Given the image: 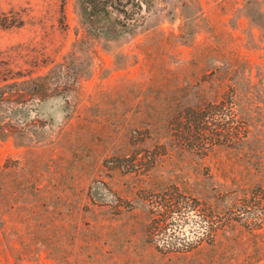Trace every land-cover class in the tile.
<instances>
[{"label": "rangeland", "instance_id": "374dc122", "mask_svg": "<svg viewBox=\"0 0 264 264\" xmlns=\"http://www.w3.org/2000/svg\"><path fill=\"white\" fill-rule=\"evenodd\" d=\"M135 1L133 24L88 0H0V88L60 87L15 111L41 127L0 137V264H264V226L235 225L213 250L195 219L146 233L152 193L177 186L221 213L264 187V0ZM229 88L244 141L178 145L176 111ZM233 235L248 240L226 255Z\"/></svg>", "mask_w": 264, "mask_h": 264}, {"label": "trees", "instance_id": "16d2710c", "mask_svg": "<svg viewBox=\"0 0 264 264\" xmlns=\"http://www.w3.org/2000/svg\"><path fill=\"white\" fill-rule=\"evenodd\" d=\"M129 0H88V3L97 10H105L107 7L117 9L123 17L133 24L138 22L135 18V0H131L134 6L128 10L126 4ZM52 87L53 81L47 76H39L24 80L22 87L15 83L7 89L0 88V104H6L12 112L6 116L0 112V137L16 134L27 136L32 129L31 126L41 127L36 119H28L21 110H31L34 102L45 100L57 95L59 86L57 79ZM237 100L235 90L229 88L222 96L214 101H208L197 106H187L177 110L172 118V130L174 141L185 148L204 155L215 146H235L244 141L248 135V126L242 117H238ZM15 114H23V118L14 117ZM151 206L152 216L146 227L147 236L155 235L174 236L183 224L191 219L197 224L200 241L207 243L208 247L216 249L218 236L228 231L229 228L239 225L247 233L253 232L264 226V187L256 186L246 195L238 200L236 204L221 213L212 210L209 204L202 202L199 198L181 191L177 186L168 187L162 191L152 193L148 198ZM193 212L194 216H189ZM192 214V213H191ZM227 244L223 248L226 255L229 249L244 244L248 238L239 235L228 236ZM164 248L172 250L191 251L199 248L196 244L175 247L169 242ZM232 254V253H231ZM237 259V258H236Z\"/></svg>", "mask_w": 264, "mask_h": 264}]
</instances>
